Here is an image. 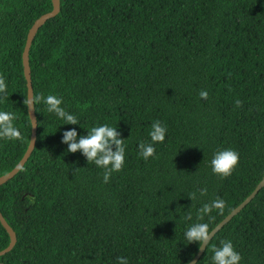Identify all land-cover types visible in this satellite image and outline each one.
I'll return each mask as SVG.
<instances>
[{"label": "trees", "instance_id": "obj_1", "mask_svg": "<svg viewBox=\"0 0 264 264\" xmlns=\"http://www.w3.org/2000/svg\"><path fill=\"white\" fill-rule=\"evenodd\" d=\"M52 9L51 0H0V110L21 131L0 139V177L30 143L22 55L29 30ZM30 67L34 95L60 97L80 127L35 105V149L0 187V212L17 237L3 264H189L199 249L186 227L207 223L211 232L264 177V0H61L33 41ZM156 121L167 133L145 161L138 144L150 142ZM104 123L125 139L124 167L107 183L103 169L61 144L63 131L86 135ZM228 148L239 166L222 179L210 161ZM215 199L223 210L198 221ZM224 240L241 264H264V188L197 264H212ZM9 243L0 223V252Z\"/></svg>", "mask_w": 264, "mask_h": 264}, {"label": "clouds", "instance_id": "obj_2", "mask_svg": "<svg viewBox=\"0 0 264 264\" xmlns=\"http://www.w3.org/2000/svg\"><path fill=\"white\" fill-rule=\"evenodd\" d=\"M7 85L3 78H0V98L6 92ZM201 99H207V91L199 93ZM28 108L37 104L46 106L49 113L63 121V125L79 126L77 117L66 111L61 105L63 101L56 95L41 96L36 94L29 99L23 101ZM239 103V102H237ZM16 117L12 112L0 110V139L17 140L21 138V131L15 125ZM167 129L156 121L151 125V130L148 133L150 137L149 143L140 142L138 144V156L147 161L149 158H155V147L157 143H163ZM125 139L121 138V134L117 127H113L107 123L93 126L86 135H78L76 127H72L62 132L61 144L66 145L68 153L79 152L89 163H93L96 167L104 170L103 181L107 183L109 177L114 172H119L125 164ZM239 153L230 148L217 151L213 154L210 161L212 174L220 178H227L232 175L235 169L239 166ZM206 189L201 190V195L206 193ZM189 199H195V194H191ZM225 202L222 199H215L210 204L205 203L197 210L196 219L203 220L204 216H208L213 209L223 210ZM185 220L191 221L192 216L188 214L184 217ZM188 244L195 243L197 248H202L208 245L210 239V229L207 223L194 222L188 225L183 233ZM212 264H241L242 257L234 249L233 243L230 240L221 241L219 247L211 249ZM116 264H129L126 257H117Z\"/></svg>", "mask_w": 264, "mask_h": 264}, {"label": "water", "instance_id": "obj_3", "mask_svg": "<svg viewBox=\"0 0 264 264\" xmlns=\"http://www.w3.org/2000/svg\"><path fill=\"white\" fill-rule=\"evenodd\" d=\"M52 2V11L50 13H47L43 16H41L31 27V29L28 32L25 48L22 55V61H23V69H24V75L27 82V89H28V98L34 96V89L32 84V75H31V67H30V50L33 44V41L38 33V31L46 24V22L54 17H56L61 10V0H51ZM28 114L31 121L32 131H31V139L28 146V149L19 162V164L9 173L3 175L0 177V187L10 180H12L19 172L20 170L25 166L29 158L31 157L37 141V131H38V125H37V117H36V111H35V105L31 108H28ZM264 188V177L262 181L259 183V185L256 187V189L253 191V193L239 206L237 207L229 216H227L219 225H217L212 231L210 235V241L214 238V236L221 230L223 227L229 223L238 213H240L257 195L258 193ZM0 223L3 226V228L6 230V232L9 235L10 243L9 246L0 252V258L5 256L6 254L10 253L12 249L15 247L17 243V237L16 233L14 232L13 228L7 223L5 218L0 212ZM208 246V245H207ZM207 246H204L202 248H199L197 255L195 258L189 263V264H197L203 254L205 253ZM0 264H3L0 262Z\"/></svg>", "mask_w": 264, "mask_h": 264}]
</instances>
